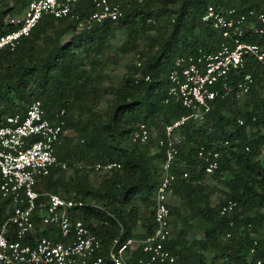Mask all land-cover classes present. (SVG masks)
<instances>
[{
	"label": "trees",
	"instance_id": "obj_1",
	"mask_svg": "<svg viewBox=\"0 0 264 264\" xmlns=\"http://www.w3.org/2000/svg\"><path fill=\"white\" fill-rule=\"evenodd\" d=\"M117 1L124 10L118 21L107 20L90 27L82 24L93 6L91 0H81L79 18L43 15L16 48L0 51V117L19 111L18 108H23L19 112L25 111L34 98L42 100L53 119L65 108L67 126L79 132L80 142L66 137L57 148L60 160L70 164L79 160L90 164L121 163L100 183H93L90 173L79 171L69 178L60 177L64 169L53 166L38 184L39 190L62 194L75 191L100 205L88 203L72 214L98 232L104 255L116 236L142 238L155 229L154 208H150L155 205L154 190L164 156L159 150L155 155H147V144L133 142L132 132L142 122L161 131L166 123L186 112L181 102H166L168 74L176 55L213 53L221 47V33L202 20L207 5L213 3L222 9L235 8L247 13L264 8V0H132L129 4ZM10 2L0 0V36L18 27L7 16L24 12L30 0H12L9 7ZM120 25L127 28L129 36L143 35L144 50L139 52L142 63L129 66L124 84L107 87L101 81V58L108 39ZM151 30L156 34H147ZM246 38L264 44V36ZM129 43L123 44L121 50L140 46L137 39L132 45ZM80 51L85 52V58L79 57ZM246 70L253 73L255 82L245 106L235 95L218 99L204 121L188 122L183 127L185 140L180 158L185 164L179 162L175 168L178 177L173 196L183 201L188 227L198 221L205 237L188 240L185 231L175 232L174 240L167 246L181 260L207 264L209 250L214 252L210 264H255L256 257L264 258V238L256 234L264 226V66L249 57ZM147 75L151 80L145 79ZM108 92L114 97L107 109L102 113L94 111V103ZM16 98L21 106L15 103ZM75 111L82 114L73 115ZM215 141L223 150L220 166L214 173L226 185V197L221 202L234 199L238 203L226 214L213 205L211 197L219 189L205 184V162L198 155L201 145L212 146ZM185 170L189 172L187 177L183 176ZM140 201L149 209L148 216L142 213ZM8 203L0 192V227L8 217ZM170 209L176 231L177 208L170 205ZM33 219L35 228L23 239L25 242L33 243L43 234L62 240L58 230L44 225L37 212ZM248 224H252L256 235ZM229 232L231 235L227 236ZM12 236L15 238L16 234ZM254 237L258 238V245L252 256ZM143 256L146 253L138 247L127 258L128 264H142L139 259Z\"/></svg>",
	"mask_w": 264,
	"mask_h": 264
},
{
	"label": "built area",
	"instance_id": "obj_2",
	"mask_svg": "<svg viewBox=\"0 0 264 264\" xmlns=\"http://www.w3.org/2000/svg\"><path fill=\"white\" fill-rule=\"evenodd\" d=\"M80 1L30 0L21 16L10 19L18 27L0 36V51L16 48L21 38L30 34L43 15L79 18ZM91 3L93 9L82 23L89 27L107 20L118 21L124 16L123 7L117 0H91ZM202 20L221 33L223 42L213 53L175 56L168 74L166 102L179 101L186 112L166 123L161 131H155L142 122L132 132L135 143L148 144L151 138H155L164 156L154 190V231L142 238L129 236L123 239L122 235H118L112 239L104 255L98 232L72 214L73 210L88 203L97 207L100 205L75 191L62 194L38 189L41 178L49 175L53 166L69 173L87 167L107 174L120 168L121 163L70 164L60 160L57 148L69 129L66 109L62 108L53 119L42 100L35 99L25 111L0 117V192L9 202L8 217L0 227V264H128L127 258L138 247L146 253L139 259L142 264H195L181 260L167 246L175 238L170 209V197L178 177L175 168L179 162L185 164L180 158V148L185 140L183 127L188 122L204 121L218 99L235 95L240 100L249 95L255 78L252 72L246 70L247 58L254 57L264 66V44L246 38L255 34L264 36V8L257 13L253 10L247 13L238 12L235 8L222 9L210 3ZM136 63L141 65L142 62L138 59ZM145 79L151 80L150 75ZM243 122L240 118V123ZM217 143L201 145L198 150V155L205 162L206 176H213L220 166L223 150ZM188 174L185 170L183 176ZM237 204L236 200L229 199L220 202L217 208L226 214L233 211ZM36 212L44 225L58 230L62 240L46 234L36 237L33 243L23 240L35 228L33 215ZM248 229L253 236L256 235L252 224H248ZM13 234H16L15 238ZM230 235L229 232L227 236ZM257 245L258 238L254 237L250 249L252 256L257 252ZM254 260L255 264H264L262 257Z\"/></svg>",
	"mask_w": 264,
	"mask_h": 264
},
{
	"label": "rangeland",
	"instance_id": "obj_3",
	"mask_svg": "<svg viewBox=\"0 0 264 264\" xmlns=\"http://www.w3.org/2000/svg\"><path fill=\"white\" fill-rule=\"evenodd\" d=\"M10 4L9 7L12 6V0H10ZM132 0H124L125 4H129ZM23 14L20 12H14L11 14H8L7 19L10 21V19L12 17H17V16H21ZM82 24H80V28ZM150 35H155L156 31L155 30H151L150 33H147ZM147 34L145 33L144 35H146L145 37L147 38ZM143 35L140 36H135V35H131L129 36V33L127 32V28L123 27V26H117V30L115 32V34L113 36H111L108 39V43H107V47L105 48V54H103L102 56V60H101V81H102V85L103 86H107V87H111V86H121L122 84H124L125 82V75L128 71V68L130 65H135L136 61L139 59V52L141 50H144L143 47V40L144 38H141ZM138 40V43L140 44V46L138 48L131 49L129 51H122L121 47L123 44H126L128 41L131 42L129 43L130 45H132L134 40ZM145 42V40H144ZM79 53V57L81 58H85V52L84 51H80ZM86 64L87 67H90V61L86 60ZM263 94H264V90H263ZM114 95L111 92H108L106 94H104L102 97H100L97 101V103H94V111L97 112H104L111 99H113ZM249 95L245 96L244 98H241L239 100L241 105L245 106V103L249 101ZM36 98H34L33 100H35ZM32 100V101H33ZM1 103V102H0ZM15 103L19 106H21V102L18 100V98L15 99ZM19 111L23 110V108H18ZM80 115L82 114L81 112L79 113V111H75L73 113V115ZM86 117V115H84ZM151 128H153L155 131H158L159 128H157L154 125H151ZM254 131V130H253ZM66 137H69L71 139H73V141L75 143L80 142V135L79 132L74 128V127H69L67 135L63 138V141L65 140ZM157 140L155 138H152V141L149 142L147 145H144L146 151H147V155H155L156 153H158V147H157ZM63 143V142H62ZM78 162L80 163H84V164H90V163H86L82 160H79ZM77 162V163H78ZM76 171H79L80 174H89L90 173V179L93 181V183H100L102 181V179L105 178V176L107 174H101L93 169L84 167L81 169H76L75 171H73L72 173H69L67 170L66 171H61V174H63L60 177H65L64 175H66L67 178H69L72 174H74ZM160 177V175H159ZM159 177L157 179V182L159 181ZM205 184L209 185L210 187L216 186L219 190L214 193L212 195V202L213 205H215L216 207L219 205V203L226 197V185L224 183L223 180H219L218 177L216 176H205V180H204ZM62 190H64L65 188H60ZM182 199L177 197V196H172L170 197V205L174 206L175 208H177V211L175 213V218L177 219V225L175 226V232H179V231H185L187 233L186 235V239L188 240H192V239H203L205 237V232L203 229H201L198 225H200V223L198 221L195 220V226L193 225L192 227H188V224H186L185 221V216L187 215V211L184 208L185 206H183L182 204ZM140 205H141V209H142V213L144 214V216H148L149 213V209L146 210L143 206V202L140 201ZM154 205L150 208L153 209ZM184 218H183V217ZM245 226H242L241 231H243V227H246V224H244ZM140 230H142V225L140 224V227H138ZM246 230V229H245ZM256 234L258 237L260 238H264V226L262 225L259 230L256 231ZM208 254V259L206 263H210L211 261V257L213 256L214 252L209 250L207 251Z\"/></svg>",
	"mask_w": 264,
	"mask_h": 264
},
{
	"label": "crops",
	"instance_id": "obj_4",
	"mask_svg": "<svg viewBox=\"0 0 264 264\" xmlns=\"http://www.w3.org/2000/svg\"><path fill=\"white\" fill-rule=\"evenodd\" d=\"M138 230L140 231V229L138 228Z\"/></svg>",
	"mask_w": 264,
	"mask_h": 264
}]
</instances>
